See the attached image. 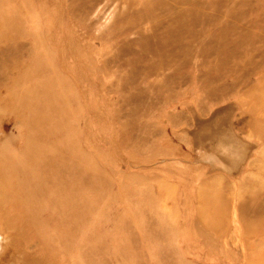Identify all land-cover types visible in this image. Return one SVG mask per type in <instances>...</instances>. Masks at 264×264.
I'll return each mask as SVG.
<instances>
[{
	"label": "rangeland",
	"instance_id": "rangeland-1",
	"mask_svg": "<svg viewBox=\"0 0 264 264\" xmlns=\"http://www.w3.org/2000/svg\"><path fill=\"white\" fill-rule=\"evenodd\" d=\"M0 239L264 264V0H0Z\"/></svg>",
	"mask_w": 264,
	"mask_h": 264
},
{
	"label": "bare ground",
	"instance_id": "bare-ground-1",
	"mask_svg": "<svg viewBox=\"0 0 264 264\" xmlns=\"http://www.w3.org/2000/svg\"><path fill=\"white\" fill-rule=\"evenodd\" d=\"M21 8V7H20ZM24 13V12H23ZM178 19V18H177ZM173 22V21H172ZM21 23V21H20ZM166 26V24H165ZM152 28V27H151ZM157 28V27H156ZM147 32V31H146ZM158 33V32H157ZM150 39V38H149ZM23 40V39H22ZM159 40V39H158ZM148 41V40H147ZM152 43V42H151ZM154 46V44H153ZM153 48V47H152ZM157 56V55H156ZM173 68V67H172ZM150 69V68H149ZM152 69V68H151ZM160 78V77H159ZM164 78V77H163ZM157 83V82H155ZM259 96V94H258ZM251 100L253 98H255L254 96H251L249 97ZM260 125V124H259ZM262 165V164H261ZM258 174V173H257ZM260 178V177H259ZM21 179V178H20ZM261 180V179H260ZM22 182V180H21ZM19 183V182H18ZM17 183V185H18ZM248 185V184H247ZM22 186V185H20ZM252 186V185H251ZM259 186V185H258ZM252 188V187H251ZM17 189V188H16ZM72 189V188H71ZM253 189V188H252ZM258 189V188H257ZM73 191V190H72ZM19 192V191H18ZM20 193V192H19ZM24 193V192H23ZM25 195V194H24ZM60 199V198H59ZM5 201V200H4ZM18 201V200H17ZM21 202V201H20ZM27 202V201H26ZM2 205H4L2 203ZM23 206V205H22ZM18 208V207H17ZM20 209V208H19ZM34 222V221H33ZM8 238V237H7ZM7 242H8V239L7 240H3V239H0V264H8L10 261H11V253L10 251L6 248L7 246ZM10 264V263H9Z\"/></svg>",
	"mask_w": 264,
	"mask_h": 264
}]
</instances>
